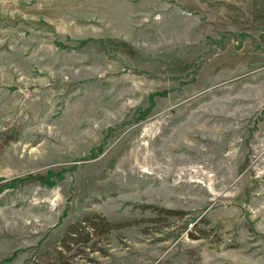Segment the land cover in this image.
Instances as JSON below:
<instances>
[{"label":"rangeland","instance_id":"rangeland-1","mask_svg":"<svg viewBox=\"0 0 264 264\" xmlns=\"http://www.w3.org/2000/svg\"><path fill=\"white\" fill-rule=\"evenodd\" d=\"M1 260L264 264V0H0Z\"/></svg>","mask_w":264,"mask_h":264},{"label":"trees","instance_id":"trees-1","mask_svg":"<svg viewBox=\"0 0 264 264\" xmlns=\"http://www.w3.org/2000/svg\"><path fill=\"white\" fill-rule=\"evenodd\" d=\"M158 212L170 216H177L183 214L181 212L173 210H161ZM120 225L114 224L107 220L104 216L92 215L83 219L81 222L71 225L64 238L60 241L61 246L57 250L60 256L63 250L72 251L75 246H83L92 241L95 237H103L111 232L118 230ZM204 235H206L204 233ZM61 248V249H60ZM4 261H0V264H4Z\"/></svg>","mask_w":264,"mask_h":264}]
</instances>
